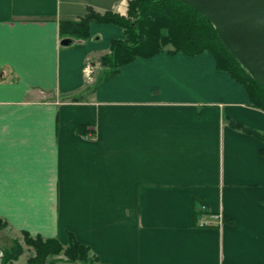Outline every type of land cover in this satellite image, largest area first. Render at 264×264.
Wrapping results in <instances>:
<instances>
[{
    "label": "crops",
    "instance_id": "obj_1",
    "mask_svg": "<svg viewBox=\"0 0 264 264\" xmlns=\"http://www.w3.org/2000/svg\"><path fill=\"white\" fill-rule=\"evenodd\" d=\"M130 1L0 0V219L99 264H264V142L232 125L264 134V112L244 87L210 53L104 75L120 27L61 35Z\"/></svg>",
    "mask_w": 264,
    "mask_h": 264
},
{
    "label": "trees",
    "instance_id": "obj_2",
    "mask_svg": "<svg viewBox=\"0 0 264 264\" xmlns=\"http://www.w3.org/2000/svg\"><path fill=\"white\" fill-rule=\"evenodd\" d=\"M92 23L114 24L123 30L124 38L113 40L110 54L102 58L104 75L117 74L125 65L138 59L152 58L167 50L190 56L210 53L217 69L240 83L251 106L264 112V86L255 81L225 48L211 22L180 0H131L127 17L112 12L101 15L90 9L87 16L78 22L61 23V35L87 40ZM232 125L264 142V134L237 123ZM0 225L7 226L1 219ZM22 234L26 244L37 253L36 257L29 259V264H56L55 257L62 254L70 264L100 263L90 247L77 241L72 234L66 246L57 239L33 237L27 232ZM2 252L0 264H15L24 255V248L18 239H14L11 247Z\"/></svg>",
    "mask_w": 264,
    "mask_h": 264
},
{
    "label": "water",
    "instance_id": "obj_3",
    "mask_svg": "<svg viewBox=\"0 0 264 264\" xmlns=\"http://www.w3.org/2000/svg\"><path fill=\"white\" fill-rule=\"evenodd\" d=\"M180 1L211 22L225 48L264 86V0ZM72 44L71 39L62 42Z\"/></svg>",
    "mask_w": 264,
    "mask_h": 264
},
{
    "label": "rangeland",
    "instance_id": "obj_4",
    "mask_svg": "<svg viewBox=\"0 0 264 264\" xmlns=\"http://www.w3.org/2000/svg\"><path fill=\"white\" fill-rule=\"evenodd\" d=\"M7 226L0 225V259H2L3 256H1L2 251L8 249L13 244V240L16 239L15 233H11L7 230ZM19 238L18 241L20 242L21 246L24 248V255L20 258L19 261H16L15 264H29V259H32L37 256V253L33 247H29L26 244V241L24 239L23 234L18 235ZM56 264H70L67 262V258L62 254L59 257H55ZM50 264V263H49Z\"/></svg>",
    "mask_w": 264,
    "mask_h": 264
},
{
    "label": "built area",
    "instance_id": "obj_5",
    "mask_svg": "<svg viewBox=\"0 0 264 264\" xmlns=\"http://www.w3.org/2000/svg\"><path fill=\"white\" fill-rule=\"evenodd\" d=\"M213 218H215L216 220H218V224H222V220H223V217L221 216V215H216V216H213ZM205 225H209L207 222H204V221H202L201 223H200V226L201 227H203V226H205ZM1 256H3V254L1 253Z\"/></svg>",
    "mask_w": 264,
    "mask_h": 264
}]
</instances>
